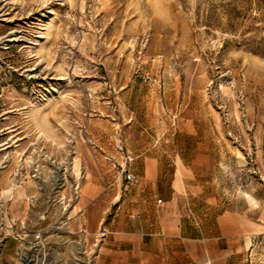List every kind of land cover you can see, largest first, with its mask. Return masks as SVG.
Here are the masks:
<instances>
[{"label":"rangeland","instance_id":"obj_1","mask_svg":"<svg viewBox=\"0 0 264 264\" xmlns=\"http://www.w3.org/2000/svg\"><path fill=\"white\" fill-rule=\"evenodd\" d=\"M106 195L264 264V0H0V264H88Z\"/></svg>","mask_w":264,"mask_h":264},{"label":"crops","instance_id":"obj_2","mask_svg":"<svg viewBox=\"0 0 264 264\" xmlns=\"http://www.w3.org/2000/svg\"><path fill=\"white\" fill-rule=\"evenodd\" d=\"M108 198L106 195L104 204L99 207H106L99 228L103 224L110 235L104 239L96 264H240L238 254L245 249L243 230L235 227L231 235L201 238L186 234L185 225L174 222L172 226L166 223L168 232L164 229L159 232L153 227L152 207H149L147 215L143 213L141 217V213L135 210L132 214L129 209L110 210L116 202L108 203ZM169 227H172L171 233ZM238 245H241L240 249ZM6 247L7 242L1 253ZM13 256L8 255L6 259Z\"/></svg>","mask_w":264,"mask_h":264},{"label":"built area","instance_id":"obj_3","mask_svg":"<svg viewBox=\"0 0 264 264\" xmlns=\"http://www.w3.org/2000/svg\"><path fill=\"white\" fill-rule=\"evenodd\" d=\"M124 178L125 180L127 181V183H133L137 180V176L135 173L131 172V170L129 169H124ZM159 201L161 202L162 199H159ZM107 230L104 229L102 232H101V235L99 236L100 237V240L97 239L90 247V251H89V255H88V264H91L92 262H94L97 257L99 256L100 254V250L102 248V245H103V242H104V239L106 238L105 236L107 235Z\"/></svg>","mask_w":264,"mask_h":264},{"label":"bare ground","instance_id":"obj_4","mask_svg":"<svg viewBox=\"0 0 264 264\" xmlns=\"http://www.w3.org/2000/svg\"><path fill=\"white\" fill-rule=\"evenodd\" d=\"M47 15H45V18L47 19L46 22L47 23H51L53 22L54 18H55V11L50 9L49 11L46 12ZM13 32H10V34H12ZM8 38H6V40H12L13 38L10 37V35H7ZM34 44H36L37 46H41L42 45V41H36ZM26 264H33V259L30 257H27L26 259Z\"/></svg>","mask_w":264,"mask_h":264}]
</instances>
